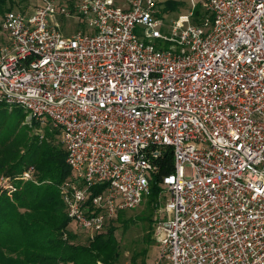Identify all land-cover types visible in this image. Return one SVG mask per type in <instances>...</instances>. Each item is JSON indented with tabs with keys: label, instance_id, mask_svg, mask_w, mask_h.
I'll list each match as a JSON object with an SVG mask.
<instances>
[{
	"label": "built area",
	"instance_id": "1",
	"mask_svg": "<svg viewBox=\"0 0 264 264\" xmlns=\"http://www.w3.org/2000/svg\"><path fill=\"white\" fill-rule=\"evenodd\" d=\"M160 3L7 12L0 103L58 130L73 171L61 196L92 237L144 202L170 152L153 264H264V0H189L168 29ZM57 16L91 31L64 37Z\"/></svg>",
	"mask_w": 264,
	"mask_h": 264
},
{
	"label": "trees",
	"instance_id": "2",
	"mask_svg": "<svg viewBox=\"0 0 264 264\" xmlns=\"http://www.w3.org/2000/svg\"><path fill=\"white\" fill-rule=\"evenodd\" d=\"M115 1L121 6L122 0ZM126 1L122 6H127L130 0ZM160 6L167 19L183 3L168 0ZM14 7L12 0H0V16ZM203 15L198 7L194 21L199 22ZM26 116L21 107L10 108L0 103V177L13 180L12 188L0 192V263L123 264L113 220L93 235L94 240L88 231L73 228L77 234L71 232L72 221L60 192L61 185L73 177L67 152L58 130L52 126L46 128L42 138L31 136L30 130L22 126ZM158 164L160 171L150 187L153 200L163 191L162 177L173 169L172 153H165ZM30 168L33 180H22L23 173ZM122 213L116 216L118 220ZM146 258L147 250L133 256L131 264H147Z\"/></svg>",
	"mask_w": 264,
	"mask_h": 264
},
{
	"label": "rangeland",
	"instance_id": "3",
	"mask_svg": "<svg viewBox=\"0 0 264 264\" xmlns=\"http://www.w3.org/2000/svg\"><path fill=\"white\" fill-rule=\"evenodd\" d=\"M15 3V7L13 10H22L24 12L31 13L34 11L42 2V0H12ZM64 3L74 4L78 0H60ZM176 2H182L183 6L180 7L176 12L169 15V17L165 20V24L167 29L171 27L170 21L176 20L179 16L187 15L191 9L189 0H172ZM126 0H122L119 2V5H125ZM161 2L166 3L168 0H161ZM203 14L205 12L202 10ZM4 20V15L0 16V44L8 43V36L5 31H3L2 23ZM56 23L59 25V30L63 34L64 37H72L78 32H84L85 34L90 33V29L88 27V22L86 17L76 16V17H64L57 16ZM20 108V107H19ZM24 112H26L24 110ZM28 112H26V115ZM28 116V115H27ZM26 116V117H27ZM26 117L23 119L22 126L27 127L30 130V135H39L41 138L45 136L46 128L50 127L51 124H48V117L44 116V121L46 123L38 125L36 120L33 121V124H28ZM36 124V125H35ZM187 173H190L188 169ZM13 180L11 178L1 176L0 177V192L7 189V187L12 188ZM169 197L168 192H162L158 194V196L153 197L145 196L144 202L134 210L124 211L120 216L113 218L114 226L116 228L115 237L120 243V249L123 253V264H131V259L133 256L146 251L147 250V264H153L157 259V246L155 244L153 235L154 229L156 225L165 218L164 214H162V209L165 206L166 199ZM111 220V221H112ZM78 229L77 224L72 222L73 234H77L74 229ZM80 237V235H79ZM90 237V236H89ZM84 238V237H80ZM91 240L95 239L94 237H90ZM1 264V263H0ZM103 264V263H100Z\"/></svg>",
	"mask_w": 264,
	"mask_h": 264
}]
</instances>
